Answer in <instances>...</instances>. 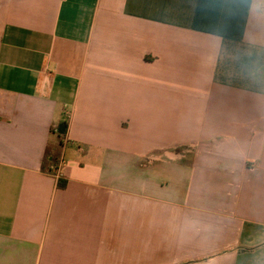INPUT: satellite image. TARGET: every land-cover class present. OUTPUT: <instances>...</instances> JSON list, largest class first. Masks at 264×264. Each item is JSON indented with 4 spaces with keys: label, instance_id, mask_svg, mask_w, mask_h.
<instances>
[{
    "label": "crops",
    "instance_id": "1",
    "mask_svg": "<svg viewBox=\"0 0 264 264\" xmlns=\"http://www.w3.org/2000/svg\"><path fill=\"white\" fill-rule=\"evenodd\" d=\"M0 264H264V0H0Z\"/></svg>",
    "mask_w": 264,
    "mask_h": 264
},
{
    "label": "trees",
    "instance_id": "2",
    "mask_svg": "<svg viewBox=\"0 0 264 264\" xmlns=\"http://www.w3.org/2000/svg\"><path fill=\"white\" fill-rule=\"evenodd\" d=\"M69 127V121L67 119L61 121L56 127L52 129L53 133H56L58 136V143L47 148L45 158L43 161L42 169L50 174L56 175V170L62 159V149L64 146V139ZM59 185L62 187L66 186V182L59 177Z\"/></svg>",
    "mask_w": 264,
    "mask_h": 264
},
{
    "label": "built area",
    "instance_id": "3",
    "mask_svg": "<svg viewBox=\"0 0 264 264\" xmlns=\"http://www.w3.org/2000/svg\"><path fill=\"white\" fill-rule=\"evenodd\" d=\"M63 165V159H61L58 169L56 170V176L59 178L61 177V167Z\"/></svg>",
    "mask_w": 264,
    "mask_h": 264
}]
</instances>
